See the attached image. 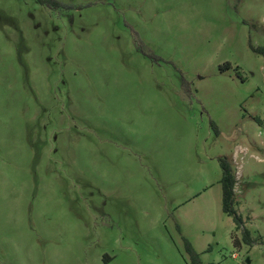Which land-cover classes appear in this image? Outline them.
I'll return each mask as SVG.
<instances>
[{"label":"rangeland","instance_id":"obj_1","mask_svg":"<svg viewBox=\"0 0 264 264\" xmlns=\"http://www.w3.org/2000/svg\"><path fill=\"white\" fill-rule=\"evenodd\" d=\"M56 1L0 0V264H264V0Z\"/></svg>","mask_w":264,"mask_h":264},{"label":"trees","instance_id":"obj_2","mask_svg":"<svg viewBox=\"0 0 264 264\" xmlns=\"http://www.w3.org/2000/svg\"><path fill=\"white\" fill-rule=\"evenodd\" d=\"M43 5H46L50 8L61 7L63 6L60 2L56 0H39ZM253 48V47H252ZM254 49V48H253ZM256 52L264 53V49H254ZM223 176L221 180L223 197V211L234 220L237 231H243V242L247 245H252V238L250 232L245 228L244 221L242 217L238 214L235 205H236V185H237V167L233 159L230 158H221L219 160ZM235 244L240 246L241 241L238 237H234ZM190 251L197 256L191 247Z\"/></svg>","mask_w":264,"mask_h":264}]
</instances>
